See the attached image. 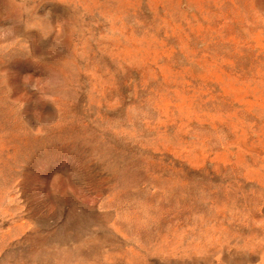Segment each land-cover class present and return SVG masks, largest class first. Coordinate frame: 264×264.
<instances>
[{"label": "rangeland", "instance_id": "374dc122", "mask_svg": "<svg viewBox=\"0 0 264 264\" xmlns=\"http://www.w3.org/2000/svg\"><path fill=\"white\" fill-rule=\"evenodd\" d=\"M0 264H264V0H0Z\"/></svg>", "mask_w": 264, "mask_h": 264}]
</instances>
